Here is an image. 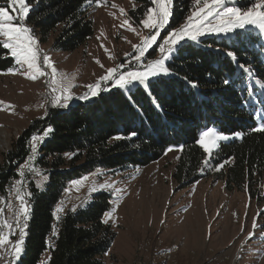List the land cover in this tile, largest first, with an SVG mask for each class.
<instances>
[{
	"label": "trees",
	"instance_id": "trees-1",
	"mask_svg": "<svg viewBox=\"0 0 264 264\" xmlns=\"http://www.w3.org/2000/svg\"><path fill=\"white\" fill-rule=\"evenodd\" d=\"M132 1L137 8L129 11L128 18L140 27L154 3ZM257 1L236 3L247 9ZM26 2L30 9L26 23L42 44L55 36L53 51L73 53L93 37L95 0ZM195 4V0H172L170 26L183 24ZM0 6H6L5 0ZM238 32L228 40L187 41L166 64L168 74L152 78L146 87L127 92L115 88L89 104L52 110L37 122L22 139L19 155L10 156L13 164L0 168V196L6 197L31 154L29 141L37 130L53 129L35 164L46 182L42 187L29 184L32 211L18 264H38L47 250L51 253L47 264H105L117 238L112 225L103 222L105 213L113 209V196L97 193L86 206L57 219L56 207L69 185L97 170L144 168L169 149L181 148L174 177L189 187L203 179L207 153L199 141L206 129L230 137L213 154L216 167L225 163L220 179L228 190H248L250 198L258 200L254 188L264 176V130H256L264 126V36L252 29ZM229 51L235 59L226 54ZM15 66L0 42V72Z\"/></svg>",
	"mask_w": 264,
	"mask_h": 264
},
{
	"label": "rangeland",
	"instance_id": "rangeland-1",
	"mask_svg": "<svg viewBox=\"0 0 264 264\" xmlns=\"http://www.w3.org/2000/svg\"><path fill=\"white\" fill-rule=\"evenodd\" d=\"M259 2L260 0L255 4ZM203 3L204 1H201V5ZM224 3L226 8H238L242 12L255 5L242 9L237 6L236 0H224ZM199 7L200 5L195 4L190 15ZM136 8L137 5L132 0H103L102 6H92L94 35L73 53L53 51L55 36H52L48 43L42 44L40 38L32 32L39 51L38 63L45 75L41 76L28 69L26 64L17 63L11 56L15 61V68L0 72V102H3L0 103V168L6 169L13 164L10 156L19 155L22 139L52 110L68 111L74 105L89 104L112 89L120 88L112 81L104 82L100 79L106 75L108 69L119 68L125 74L129 71L144 70V66L134 58L137 53L133 46L141 45L144 37L151 35V30L144 28L143 24L135 27L131 23L128 13ZM120 9H124L125 14H122ZM126 19L132 28L136 29L135 32L124 24ZM22 23L31 28L26 23V17ZM212 23H217L215 18ZM177 28L171 27L169 22L160 31L156 45L163 46L168 34ZM244 29L257 30L264 36V32L256 27L246 26ZM244 29H235L227 34L209 32L193 42L198 43L207 37L228 40ZM3 40L4 37H0L2 44ZM187 41L192 40L185 38L174 46L175 50L165 60V67L175 56L179 46ZM156 45L150 48L142 59L146 62L160 59L161 53ZM45 56L49 58L47 63ZM48 63L56 69L55 73L52 67L47 66ZM33 75L36 78L30 79ZM162 75L164 74L154 77ZM154 77H150L143 84L133 82L120 89L127 92L137 86L146 87ZM97 83L101 85L97 95L79 99L90 91L87 86ZM65 87L67 91L64 94L71 95V99L66 102L67 106H53V100L61 95ZM213 132L218 134L216 130ZM42 134L43 131L37 130L34 136ZM218 136L225 138H217L211 154L206 152L207 160L201 171L203 179L189 187L180 185L175 180L181 148H171L163 158L147 167L130 168L120 172L97 170L73 182L61 200L63 203L60 202L57 206L62 207L63 211L57 213L55 210V216L57 218L73 208L76 211L86 206L97 193H111L115 215L107 224L112 225L117 238L110 253L105 257V264H264V176L254 188L258 200H252L248 190H228L225 180L220 179L221 172L226 170L225 163L216 167L213 154L220 142L228 141L230 137L220 134ZM33 137L28 147L31 149L29 158H32L34 171L25 167L29 164L28 158L19 167L18 178L12 183L13 185L16 181L23 180L21 188L28 193L30 182L42 187L47 179H44L43 171L35 165L46 137L42 142H38L34 149ZM20 169H24L23 177L19 175ZM256 181L257 179L254 182ZM102 185L107 187L93 191V188H100ZM9 190L6 197L0 196V208H4L3 217L11 221L13 213L6 205L10 204L12 209H15L19 201L16 200L15 192L10 195ZM25 199L28 201L31 215L29 196ZM25 232L23 252L19 259L12 261L11 257L6 255L8 246H4L0 248V264L20 262L24 255L27 227ZM250 233H254L251 239L248 238ZM18 238V230L15 235L10 236L13 242ZM50 258V250H47L38 264H47Z\"/></svg>",
	"mask_w": 264,
	"mask_h": 264
},
{
	"label": "snow or ice",
	"instance_id": "snow-or-ice-1",
	"mask_svg": "<svg viewBox=\"0 0 264 264\" xmlns=\"http://www.w3.org/2000/svg\"><path fill=\"white\" fill-rule=\"evenodd\" d=\"M97 6H102L103 0H95ZM197 5H200L197 11L187 17V21L182 26L175 30H172L167 38L163 41V46L156 45V41L160 35V31L165 28L170 22L171 10L170 6L172 0H153L156 7L151 8L146 13V19L142 21L144 28L151 30V35L144 37L141 45H134V49L137 55L134 57L138 63L144 66L143 71H129L126 74L121 72L119 68H111L107 70L105 76L100 79L104 82L112 81L113 84L118 85L120 88L132 84L133 82L145 83L150 77H154L160 74H168V69L165 67V60L169 58V55L175 50L174 46L179 44L185 38L198 41V37L206 33H224L232 32L235 29H244L246 26H253L264 31V0H260L255 4L253 8L241 11L238 8L225 7L224 0H204L201 5V0H195ZM6 6H0V37H4L3 47L10 50V54L15 58L17 63L26 64L27 68L34 70L39 75H45V72L41 69L39 60V51L36 47L37 41L32 35V29L22 23L23 18L27 17L30 11L26 0H5ZM115 5H113L114 7ZM223 9V11H221ZM122 14H125L124 9H120ZM14 13V14H12ZM213 18L217 23L213 24ZM124 24L128 25L129 30L135 32L136 29L132 28L129 21L126 19ZM123 26V25H122ZM154 45L158 47L161 53V58L155 61L146 62L144 59L146 52ZM228 56L235 59V54L231 51L226 53ZM45 62L49 61L47 56L44 57ZM48 67H52L50 63ZM53 73L56 69L52 67ZM30 79H35L36 76H30ZM228 83L227 80L224 81ZM90 91L79 99H88L89 96H95L99 93L101 88L100 83L96 85L87 86ZM55 91V89H53ZM67 89L60 96H57L52 104L53 106H67V100L71 99V95H65ZM63 101V103L61 102ZM3 103V102H0ZM264 130V126L260 129ZM53 129L49 126L43 130V134L40 136H34L32 140L33 149L38 142H42L44 137H47ZM130 135L134 136L135 133ZM237 135H240L237 133ZM219 137L218 134H214L212 129H206L200 137V144L204 148L205 152L211 154V150L215 147V142ZM114 139H120V137H114ZM170 151L172 149H169ZM71 156L72 154H66ZM31 157L29 158V164L25 165L29 171H34V167L31 164ZM103 175V173H99ZM19 175L24 176V169H20ZM46 179V177L44 178ZM23 180L16 181L9 190V194L15 192L16 200L19 201L18 207L12 209L10 204L6 205L12 210V220H8L3 217L4 208H0V248L8 246L6 255L11 257L12 261L18 260L23 252L24 236L26 235L25 229L27 227V221L30 218V207L26 196H30L31 193L23 191L21 185ZM39 187V185H37ZM107 185H102L100 188H93V191L101 190ZM63 203V202H61ZM62 207H57L56 212H62ZM75 211V208L72 209ZM115 215V208L105 213L106 219L103 220L107 223L109 219H113ZM59 219V216H57ZM256 224L253 222V228ZM7 229V231H4ZM17 230L19 231V238L13 242L10 240V236L15 235ZM55 225L53 226V235H56ZM254 233L249 234V239L252 238ZM49 247H52L49 242Z\"/></svg>",
	"mask_w": 264,
	"mask_h": 264
}]
</instances>
